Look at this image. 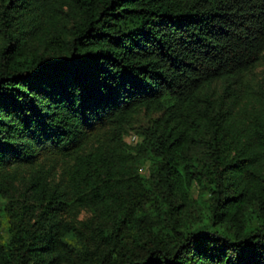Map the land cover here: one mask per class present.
I'll list each match as a JSON object with an SVG mask.
<instances>
[{"label": "trees", "instance_id": "trees-1", "mask_svg": "<svg viewBox=\"0 0 264 264\" xmlns=\"http://www.w3.org/2000/svg\"><path fill=\"white\" fill-rule=\"evenodd\" d=\"M262 71L264 0H0V264H264Z\"/></svg>", "mask_w": 264, "mask_h": 264}, {"label": "rangeland", "instance_id": "rangeland-1", "mask_svg": "<svg viewBox=\"0 0 264 264\" xmlns=\"http://www.w3.org/2000/svg\"><path fill=\"white\" fill-rule=\"evenodd\" d=\"M259 70V69H258ZM260 70H261V68H260ZM262 72H264V71H262ZM135 140V136H133V135H130V136H127L126 137V141L127 142H132V141H134ZM1 203H2V200H0V208H1ZM1 212V211H0Z\"/></svg>", "mask_w": 264, "mask_h": 264}]
</instances>
